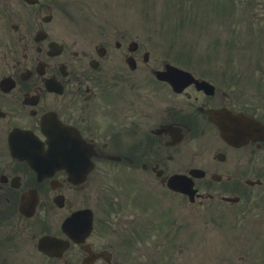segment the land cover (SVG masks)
<instances>
[{
	"label": "flooded vegetation",
	"instance_id": "obj_1",
	"mask_svg": "<svg viewBox=\"0 0 264 264\" xmlns=\"http://www.w3.org/2000/svg\"><path fill=\"white\" fill-rule=\"evenodd\" d=\"M14 1L0 5V264L165 258L176 194L189 216L204 207L202 223L249 228L237 245L251 240L264 264V69H190L207 83L176 91L157 75L175 61L137 34L62 31L49 25L60 0H24L18 14ZM177 174L196 190L170 187Z\"/></svg>",
	"mask_w": 264,
	"mask_h": 264
},
{
	"label": "rangeland",
	"instance_id": "obj_2",
	"mask_svg": "<svg viewBox=\"0 0 264 264\" xmlns=\"http://www.w3.org/2000/svg\"><path fill=\"white\" fill-rule=\"evenodd\" d=\"M204 1L60 0L61 9L55 11L49 25L55 23L62 31H132L144 47L153 53L165 54L182 65L199 69L207 66L213 71L222 69L225 76H231L229 71L239 64V70L250 66L249 74H262L256 70L264 67V39L262 43L255 42L254 37L262 39L261 33L256 31H264V8L261 4L264 0H253L252 7L248 0H236V10L228 12L223 7L221 15L215 12L218 9L214 4L224 6L230 0ZM8 3L9 0H0V5L5 7ZM13 8L15 14L21 13L22 1L15 0ZM252 12L255 13L254 18ZM229 13H234L233 17ZM15 22H18L16 18ZM236 43L240 45L237 51L234 50ZM175 203L178 218L169 255L161 259H146L138 257L133 250V258L129 260L131 264H258L249 252L253 247L251 240L244 244L245 250L237 245L247 227L233 229L225 225L216 226L214 222L202 223L199 214L203 213V206L190 204L195 211L190 218L187 216L188 202L176 194ZM179 218L182 223H179ZM247 232L248 236H253ZM116 247V252L126 251L125 246L116 244ZM241 253H245V259L238 260Z\"/></svg>",
	"mask_w": 264,
	"mask_h": 264
},
{
	"label": "water",
	"instance_id": "obj_3",
	"mask_svg": "<svg viewBox=\"0 0 264 264\" xmlns=\"http://www.w3.org/2000/svg\"><path fill=\"white\" fill-rule=\"evenodd\" d=\"M187 82H189V81H187ZM214 119L216 121H218L217 117H214ZM44 131L47 134L48 141L50 143V145H49V153L48 154L51 155V156L57 155L58 154V151H57L56 133L54 132V134H52V130H51V128H48V125L45 126V130Z\"/></svg>",
	"mask_w": 264,
	"mask_h": 264
},
{
	"label": "bare ground",
	"instance_id": "obj_4",
	"mask_svg": "<svg viewBox=\"0 0 264 264\" xmlns=\"http://www.w3.org/2000/svg\"><path fill=\"white\" fill-rule=\"evenodd\" d=\"M52 134H53V131H52Z\"/></svg>",
	"mask_w": 264,
	"mask_h": 264
}]
</instances>
